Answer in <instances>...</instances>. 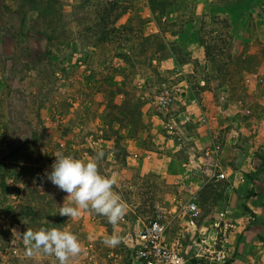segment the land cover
Wrapping results in <instances>:
<instances>
[{
  "label": "rangeland",
  "instance_id": "rangeland-1",
  "mask_svg": "<svg viewBox=\"0 0 264 264\" xmlns=\"http://www.w3.org/2000/svg\"><path fill=\"white\" fill-rule=\"evenodd\" d=\"M179 66L193 82L207 80L208 113L226 114L230 105L240 111V99L251 104V116H233L247 134L229 145L232 171L252 164L244 171L251 186L232 198L252 218L223 264H264V189L255 185L264 179V152L256 150L252 126L264 119V0H0V264L7 248L17 249L10 264H58L24 244L22 234L40 228L91 243V263L81 251L69 264H131L127 236L154 215L156 203L173 202L185 150L202 147L208 134L202 124L183 122L177 107L176 125L203 134L184 132L188 145L180 148L155 116L151 99L163 81L183 77L176 76ZM108 76L117 82L113 89L104 83ZM109 90L123 102L118 116L105 109ZM100 150L99 171L116 178L126 207L116 226L92 210L61 216L68 194L46 176L57 154L90 160ZM227 201L223 190L206 189L199 228L207 229L203 221ZM111 234L122 238L116 247L102 243ZM197 236H187L188 254Z\"/></svg>",
  "mask_w": 264,
  "mask_h": 264
},
{
  "label": "built area",
  "instance_id": "built-area-1",
  "mask_svg": "<svg viewBox=\"0 0 264 264\" xmlns=\"http://www.w3.org/2000/svg\"><path fill=\"white\" fill-rule=\"evenodd\" d=\"M177 70L179 72L176 76L181 74L183 77L174 83L163 81L151 99L155 116L161 120L168 140L185 148L188 142L183 136L182 127L176 125L174 114V110L181 107L183 110L180 117L183 122L204 125L208 140L200 148L191 147V153L183 160V171L175 176L177 192L173 202L170 205L156 203L154 215L143 222L132 236H127L132 248L131 264L226 263L234 255V238L244 228L245 220L252 218L250 213H241L240 207L232 201L238 186L247 180L244 171L252 167V164L246 162L240 171H232L223 161L228 140L233 141L234 137L238 139L240 134H247V128L223 111L208 113L204 102L207 80L199 78L193 82L183 66L177 67ZM196 84L201 95L196 91ZM220 98L227 100L226 95ZM238 105L243 115H252L251 104L247 101L240 99ZM252 123L256 150L264 152V138L261 136L264 119H254ZM208 188L223 190L228 201L209 219L207 229H201L199 219L203 213L202 199ZM182 196H186V199L179 198ZM92 218H97L96 214ZM195 231H198V236L192 254H188L184 243L187 236ZM9 249L3 252L6 264L11 263L9 255L17 250L10 252ZM82 255L91 263L94 258L91 243L82 244ZM81 260L84 259L79 256L78 261Z\"/></svg>",
  "mask_w": 264,
  "mask_h": 264
},
{
  "label": "clouds",
  "instance_id": "clouds-1",
  "mask_svg": "<svg viewBox=\"0 0 264 264\" xmlns=\"http://www.w3.org/2000/svg\"><path fill=\"white\" fill-rule=\"evenodd\" d=\"M55 156L52 170L46 176L52 184L68 194V202L63 203L59 214L75 219L82 210H92L106 217L109 224L116 226L123 219L126 207L114 191L116 178L105 176L99 171L98 162L104 157V152L97 151L90 160L65 154ZM22 238L31 250L54 256L58 264H69L82 251L79 238L60 228L27 229ZM121 242L119 234L107 235L102 240L108 247H116ZM31 254L32 251L29 252Z\"/></svg>",
  "mask_w": 264,
  "mask_h": 264
},
{
  "label": "crops",
  "instance_id": "crops-1",
  "mask_svg": "<svg viewBox=\"0 0 264 264\" xmlns=\"http://www.w3.org/2000/svg\"><path fill=\"white\" fill-rule=\"evenodd\" d=\"M227 112H225L227 115H229V116H235V115H238V116H240V117H242V114L241 113H239L240 111H237V110H235V109H233L232 108V106L230 105V107H228L227 108V110H226ZM186 133V134H190L191 135V137L194 139H197V138H200V134H201V132H200V130L197 128V127H194V126H191V131L190 130H188V128H185V129H183V133ZM202 135L203 134H201V137H202ZM207 140H208V134L206 135V137H205V140L203 141V145H204V143H206L207 142ZM232 141L231 140H228V142H227V145L225 146V151H224V156H223V161H224V163H225V166L228 168V169H230V170H232V165L234 164V158H233V152L231 151V149H230V143H231ZM177 149H175V150H172V151H176ZM185 152H187V153H191V150L190 149H187V150H185ZM182 162L183 161H181V164H180V167H179V169H180V172L178 173V174H181L182 173V171H183V166H182ZM247 162V161H246ZM242 169H243V167H242ZM248 180V179H247ZM247 180L244 182V183H242L241 185H239L238 187H240V186H242V187H244V189H246L247 187H250L251 186V184H248L249 182H247ZM257 187H259V190L261 189V190H263L264 189V179H258L257 180V184H255ZM235 196H236V194H235ZM248 220L249 219H246L245 220V222H248ZM245 222H244V225H245ZM207 224H209V220H204L203 221V226H205V225H207Z\"/></svg>",
  "mask_w": 264,
  "mask_h": 264
},
{
  "label": "trees",
  "instance_id": "trees-1",
  "mask_svg": "<svg viewBox=\"0 0 264 264\" xmlns=\"http://www.w3.org/2000/svg\"><path fill=\"white\" fill-rule=\"evenodd\" d=\"M104 83L106 85H108L110 87V89H113V86H116L117 85V82H114L113 81V77L112 76H108V77L104 78ZM123 87H124L123 85L121 87L119 86V92H121V90L123 89ZM109 91H110L109 92L110 94H108L107 99L104 100V102H105V104H104L105 105V109L107 110V114L108 115L109 114H113V115L118 116V114L120 112H122V109H124L123 106H122V103L123 102L121 104H117L116 103V100L114 99V97L116 95V90H109ZM120 139H121V137H120ZM115 143H116V145H119L120 142L115 139ZM105 152H106L105 155H107V156L109 154L111 155V154L114 153L112 149L106 150ZM209 189H211V188H209ZM211 190L214 191L213 188Z\"/></svg>",
  "mask_w": 264,
  "mask_h": 264
}]
</instances>
